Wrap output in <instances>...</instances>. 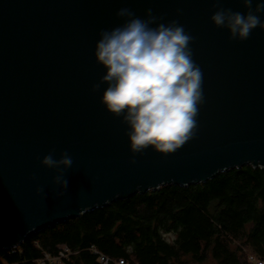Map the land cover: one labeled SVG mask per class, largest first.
Segmentation results:
<instances>
[{"label": "water", "instance_id": "95a60500", "mask_svg": "<svg viewBox=\"0 0 264 264\" xmlns=\"http://www.w3.org/2000/svg\"><path fill=\"white\" fill-rule=\"evenodd\" d=\"M264 0H254L255 3ZM215 0H0V249L42 228L165 184L204 182L244 164L264 168V30L230 41L210 16ZM221 7L244 12L240 0ZM147 9L177 20L194 40L204 103L195 138L176 152L133 155L126 126L99 102L105 84L94 46L101 29L123 23L116 12ZM264 21V12L260 14ZM67 151L68 187L40 160ZM135 160V163H130ZM43 193L37 194L36 188Z\"/></svg>", "mask_w": 264, "mask_h": 264}, {"label": "trees", "instance_id": "16d2710c", "mask_svg": "<svg viewBox=\"0 0 264 264\" xmlns=\"http://www.w3.org/2000/svg\"><path fill=\"white\" fill-rule=\"evenodd\" d=\"M61 262L37 260L44 253ZM253 264L264 258V168L244 164L204 182L116 199L0 249V264Z\"/></svg>", "mask_w": 264, "mask_h": 264}, {"label": "clouds", "instance_id": "9594fccd", "mask_svg": "<svg viewBox=\"0 0 264 264\" xmlns=\"http://www.w3.org/2000/svg\"><path fill=\"white\" fill-rule=\"evenodd\" d=\"M215 0L216 11L211 23L226 29L230 41H245L256 28L264 30L260 14L264 3L240 0L244 12L221 7ZM123 23L111 29H101L94 46L96 64L105 69L92 92L106 85L99 102L113 117L121 118L126 126L129 151L135 155L151 148L160 154H171L195 138L198 131L199 108L204 103L203 71L193 59L190 47L194 37L177 20L167 23L155 16L152 9L141 18L129 8L116 12ZM52 149L41 160L43 167L56 170L52 179L65 195L68 180L66 170L74 163L63 151L54 158ZM135 163V160H130ZM42 187L36 193H43Z\"/></svg>", "mask_w": 264, "mask_h": 264}, {"label": "built area", "instance_id": "2783aa9c", "mask_svg": "<svg viewBox=\"0 0 264 264\" xmlns=\"http://www.w3.org/2000/svg\"><path fill=\"white\" fill-rule=\"evenodd\" d=\"M93 252L97 253L96 256V260L102 264L107 263V261H109V258L107 256H105L104 254L98 252L96 249H92ZM66 248L65 247H61V249H59L57 251V253L55 255H49L48 253H44V256L37 260L38 263H43L44 261H48L49 263H56V262H61V260L63 259L62 257H65L66 255ZM248 259L250 261L253 262V264H264V258L263 259H257L256 257H254L253 255H249ZM114 264H125L123 262L122 259H116L113 261Z\"/></svg>", "mask_w": 264, "mask_h": 264}, {"label": "rangeland", "instance_id": "374dc122", "mask_svg": "<svg viewBox=\"0 0 264 264\" xmlns=\"http://www.w3.org/2000/svg\"><path fill=\"white\" fill-rule=\"evenodd\" d=\"M210 263V260H208L205 264H209Z\"/></svg>", "mask_w": 264, "mask_h": 264}]
</instances>
